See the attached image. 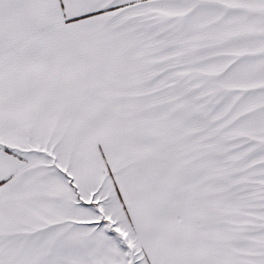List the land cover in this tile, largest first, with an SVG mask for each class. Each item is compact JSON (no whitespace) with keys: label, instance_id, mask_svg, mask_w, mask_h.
I'll use <instances>...</instances> for the list:
<instances>
[{"label":"snow or ice","instance_id":"obj_1","mask_svg":"<svg viewBox=\"0 0 264 264\" xmlns=\"http://www.w3.org/2000/svg\"><path fill=\"white\" fill-rule=\"evenodd\" d=\"M0 264H264V0H0Z\"/></svg>","mask_w":264,"mask_h":264}]
</instances>
